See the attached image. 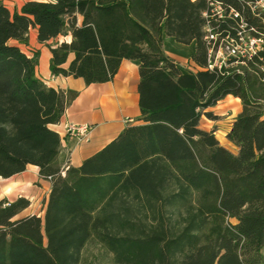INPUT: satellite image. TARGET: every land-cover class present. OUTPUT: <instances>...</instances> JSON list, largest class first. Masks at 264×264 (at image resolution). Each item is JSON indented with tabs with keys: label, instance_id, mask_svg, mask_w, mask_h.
<instances>
[{
	"label": "trees",
	"instance_id": "16d2710c",
	"mask_svg": "<svg viewBox=\"0 0 264 264\" xmlns=\"http://www.w3.org/2000/svg\"><path fill=\"white\" fill-rule=\"evenodd\" d=\"M31 27L53 75L101 83L122 59L139 62L137 123L78 166L61 168L48 126L77 91L35 75L38 53L20 48ZM207 27L218 33L214 49L238 32L264 37V9L256 0H28L11 13L0 2V176L33 164L51 183L43 217L20 215L24 196L0 199V264H79L92 241L112 264H264V44L207 69ZM164 34L194 41L197 70L164 52ZM226 95L241 104L226 133L235 152L200 126Z\"/></svg>",
	"mask_w": 264,
	"mask_h": 264
},
{
	"label": "crops",
	"instance_id": "0c3cea01",
	"mask_svg": "<svg viewBox=\"0 0 264 264\" xmlns=\"http://www.w3.org/2000/svg\"><path fill=\"white\" fill-rule=\"evenodd\" d=\"M26 1L28 0H0L11 13L14 11L19 12ZM171 38L173 37L165 34L163 35L162 48L164 52L180 65L188 63L192 71L197 70L198 66L195 65L190 58L195 50L194 41L188 44L192 45L193 48L189 56L185 59H179L165 49L164 43L170 41ZM63 39L69 42L71 36H59V40ZM13 42L18 44L16 41ZM25 46L30 50L29 56H32L35 52L38 53L35 75L41 81L47 86L55 89H71L77 91V96L66 107L60 120L57 123L48 125L49 128L58 133L60 137V153L58 155V160L62 169H65L69 165H80L84 159L91 156L114 139L125 126L137 123V118L140 115L138 103V60L124 58L121 60L119 68L112 80L86 84L81 77L53 75L51 73L49 68L51 57L50 50L45 43L38 42L35 27L29 29L28 43ZM72 57L73 54H69L68 61H70ZM215 60L218 62L219 58ZM230 96L232 95H226L221 100L229 99L228 97ZM235 98L237 97H233V99ZM235 103L238 107L240 106V111V100ZM216 106L217 105L210 108H215ZM233 119L230 120L229 127L225 130V139ZM68 122L77 125H88V139L80 140L76 135L66 133L64 124ZM209 129L210 128H208V130ZM226 141L227 142L221 144L228 149L229 146H231L235 148L236 151L237 148L227 139ZM50 184V180L39 175L38 166L28 164L21 172L15 173L9 177L0 176V199L7 198L13 200L8 196L13 193L15 194L14 198L24 196L29 199L30 203L21 211L20 215H39V213L33 210L38 203L35 196V194H37L36 188L41 187L46 191L44 198L45 206Z\"/></svg>",
	"mask_w": 264,
	"mask_h": 264
},
{
	"label": "rangeland",
	"instance_id": "374dc122",
	"mask_svg": "<svg viewBox=\"0 0 264 264\" xmlns=\"http://www.w3.org/2000/svg\"><path fill=\"white\" fill-rule=\"evenodd\" d=\"M215 11V8H212ZM244 34V33H243ZM14 43L13 41H11ZM165 49L178 57L179 59H185L189 56L192 51V45L177 43L173 38L170 41H166ZM20 48L30 54V50L23 44H20ZM178 63V62H177ZM179 64V63H178ZM180 65V64H179ZM184 69L191 70L188 63L182 65ZM229 99L221 100L217 102L215 108H209L214 114V118H208L205 115L201 117L200 126L204 129H214V134L220 143L227 142L225 139V130L229 127L230 120L233 119L239 112L238 105L235 103L238 100L233 99V97H228ZM229 149L235 151V148L229 146ZM41 188V187H40ZM36 188L37 194H35L38 203L33 208L34 211L39 213V216L43 217L44 214V198L46 191L42 188ZM10 198L15 199V194H9ZM79 264H112V253L106 250L103 246L97 242L88 243L81 251V259Z\"/></svg>",
	"mask_w": 264,
	"mask_h": 264
},
{
	"label": "built area",
	"instance_id": "2783aa9c",
	"mask_svg": "<svg viewBox=\"0 0 264 264\" xmlns=\"http://www.w3.org/2000/svg\"><path fill=\"white\" fill-rule=\"evenodd\" d=\"M44 1H52V0H44ZM256 4L264 9V0H256ZM216 13L221 16V9L219 4L214 5ZM218 33L215 32L211 27L206 28V34L204 39L206 40L209 48H208V61H207V69H212L213 67L221 66L226 61V57L230 55L234 56H246L255 52L258 48L261 47V44H264V37H246L243 32H238V37L221 39L219 41L218 46L214 49V45L217 42ZM219 58L217 62L215 59ZM64 128L66 133L76 135L80 140L88 139L89 126L86 124L77 125L74 123H65Z\"/></svg>",
	"mask_w": 264,
	"mask_h": 264
}]
</instances>
